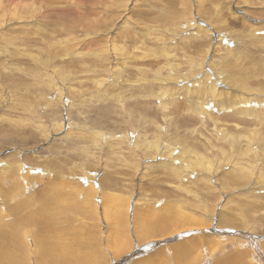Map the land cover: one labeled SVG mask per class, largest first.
I'll return each instance as SVG.
<instances>
[{
  "label": "rangeland",
  "instance_id": "374dc122",
  "mask_svg": "<svg viewBox=\"0 0 264 264\" xmlns=\"http://www.w3.org/2000/svg\"><path fill=\"white\" fill-rule=\"evenodd\" d=\"M86 257L264 264V0H0V264Z\"/></svg>",
  "mask_w": 264,
  "mask_h": 264
},
{
  "label": "bare ground",
  "instance_id": "6f19581e",
  "mask_svg": "<svg viewBox=\"0 0 264 264\" xmlns=\"http://www.w3.org/2000/svg\"><path fill=\"white\" fill-rule=\"evenodd\" d=\"M2 16V15H1ZM2 24V23H1ZM221 74H218V76L220 77V79H222V77L220 76ZM242 89H247L245 86L243 87L242 86ZM21 95H23V94H21ZM20 96V95H19ZM24 96V95H23ZM22 103V102H21ZM16 108V107H15ZM160 166V165H159ZM158 166V167H159ZM158 169H160V168H158ZM148 213H150V212H148ZM189 217H187V219H188ZM190 221V220H189ZM190 223H193V224H201V223H198V222H194L193 220L192 221H190ZM141 230H140V233H141V236H142V239H145V238H148V237H151V233H154V230L152 229V228H150V226H146V220L141 224ZM162 229L163 228H160L159 230H158V232H161L162 231ZM256 249H257V247H256ZM257 251L259 252V250L257 249ZM260 253V252H259ZM6 254V253H5ZM7 257H11V256H13L11 253L10 254H8V255H6ZM82 257V256H81ZM80 257V258H81ZM48 261V260H47ZM50 263H54L55 262V260L52 258V259H50V261H49ZM81 262L82 263H86V264H90L91 263V258L90 257H86V258H84V259H82L81 260Z\"/></svg>",
  "mask_w": 264,
  "mask_h": 264
}]
</instances>
